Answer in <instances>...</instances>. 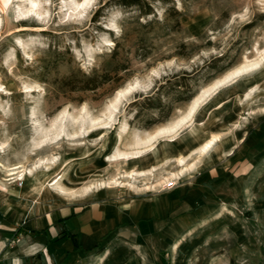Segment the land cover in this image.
<instances>
[{
  "label": "rangeland",
  "instance_id": "rangeland-1",
  "mask_svg": "<svg viewBox=\"0 0 264 264\" xmlns=\"http://www.w3.org/2000/svg\"><path fill=\"white\" fill-rule=\"evenodd\" d=\"M142 1L36 0L31 9L0 0V163L34 169L22 181L0 169V190L45 212L197 177L192 218L166 242L149 240L132 264H264V0ZM94 71L110 80L95 91L67 86L72 73L82 81ZM160 86L163 120L142 103ZM199 94L192 121L153 135L179 123ZM252 154L255 167L236 174ZM211 166L224 175L204 180Z\"/></svg>",
  "mask_w": 264,
  "mask_h": 264
},
{
  "label": "crops",
  "instance_id": "crops-1",
  "mask_svg": "<svg viewBox=\"0 0 264 264\" xmlns=\"http://www.w3.org/2000/svg\"><path fill=\"white\" fill-rule=\"evenodd\" d=\"M226 161H232L230 156ZM253 163L245 159L233 168L241 174L253 169ZM215 167L204 173V180L224 175ZM196 178L151 195H106L45 212L31 199L14 198L0 190V264H88L92 256L103 261L108 257L122 261L119 258L125 256L124 262L132 264L149 240L163 236L166 242L180 234L177 227L184 219L192 218L197 191L191 189ZM37 254L42 261L31 263Z\"/></svg>",
  "mask_w": 264,
  "mask_h": 264
},
{
  "label": "trees",
  "instance_id": "trees-1",
  "mask_svg": "<svg viewBox=\"0 0 264 264\" xmlns=\"http://www.w3.org/2000/svg\"><path fill=\"white\" fill-rule=\"evenodd\" d=\"M113 2H118V4H120L121 6L124 7H131V6H138L140 7L143 4L142 0H113ZM101 9L96 11V13H94V19H97L99 13H100ZM114 50L112 55L116 56L118 49H119V43H116L114 46ZM123 71H125L127 68L122 65L120 66ZM119 69L117 68V70L115 71L117 73ZM67 86L69 87V89L72 91H95L97 90L99 87H101L104 83L108 82L110 80L109 78V74L108 73H102V75L97 74V71L92 72L91 75L85 77L82 81H77L76 79V74L72 73L70 76H68L67 78H65ZM161 86L157 89H154L153 92L149 93L148 95H146L144 98V102H142L144 104L145 107L150 108V109H155L158 111L159 115H160V119H164V117H166L169 114V111L164 113V116H161L162 114V106L160 105V102H155L157 101V99H155V97L153 96L154 94H156L157 92H159ZM183 97L182 96H177L176 100L179 101L181 100ZM193 97H187V99H190ZM139 104H141V102H138V100L133 101L132 105L134 106H138ZM140 115V111L137 110L135 117H138ZM154 121L156 120H149V124H153Z\"/></svg>",
  "mask_w": 264,
  "mask_h": 264
},
{
  "label": "bare ground",
  "instance_id": "bare-ground-1",
  "mask_svg": "<svg viewBox=\"0 0 264 264\" xmlns=\"http://www.w3.org/2000/svg\"><path fill=\"white\" fill-rule=\"evenodd\" d=\"M20 2H28V0H19ZM36 0H29V4H30V6H31V9H33L34 7H36V2H35ZM30 9V10H31ZM5 15V14H4ZM1 20H0V28H1ZM253 66V65H252ZM238 74V73H237ZM233 75V74H232ZM229 77V76H228ZM231 78V77H230ZM229 78V79H230ZM234 78V77H233ZM228 79V80H229ZM227 80V79H226ZM225 81V80H224ZM212 87V86H211ZM210 89V88H209ZM214 89V88H213ZM204 91V90H203ZM208 92V91H207ZM204 93V92H203ZM205 94V93H204ZM204 96V95H203ZM200 99H203L202 98V96H201V94H199V95H197L195 98H194V100L192 101V103H191V107H190V109H189V111L186 113V115H184L183 117H181V119L179 120V123H177V124H175L174 126H172V127H164V128H160L159 130H157V133H155V134H153V135H159V134H165V132L166 133H170V134H172V133H174V132H176V130L179 128V126H181L183 123H185V122H187V121H192L193 120V117H194V113H195V110H196V107H197V103L199 102V100ZM203 101V100H202ZM198 110V109H197ZM61 126V125H60ZM173 135V134H172ZM171 135V136H172ZM154 137V136H153ZM214 139V138H213ZM45 141V140H44ZM44 141H42V143H41V145L44 143ZM149 141H152V140H149ZM211 143H212V140H210V142H206V144L201 148V151L202 152H206V151H208V148L211 146ZM213 144H215V141L213 142ZM200 148V147H199ZM127 155V154H126ZM126 155H125V157H126ZM51 161V160H50ZM181 161H183V159H181L180 160V162ZM41 167V166H40ZM17 168H19V166H15L14 168H12V169H7V167H5L4 165H2V163H0V169H3V170H5V171H8V172H10L9 174H8V176H13V178H9V179H7V180H13L14 181V179H15V181H22V180H24V178H25V176H29V175H31L32 173H33V170L34 169H32V168H29V170H24V169H22V170H18V171H14V169H17ZM35 168H37V167H35ZM38 169H40L39 167H38ZM45 169V168H44ZM47 170V169H46ZM4 180V179H3ZM51 181H52V179H51ZM52 185H55V189H57L58 190V192H59V194H61L62 196H67L68 195V191H67V189L63 186V185H59V183H58V179H56V180H54V183L52 184ZM45 186V185H44ZM90 190H91V188H85L84 189V192H86V194L88 193H90Z\"/></svg>",
  "mask_w": 264,
  "mask_h": 264
},
{
  "label": "built area",
  "instance_id": "built-area-1",
  "mask_svg": "<svg viewBox=\"0 0 264 264\" xmlns=\"http://www.w3.org/2000/svg\"><path fill=\"white\" fill-rule=\"evenodd\" d=\"M172 185L171 183H169V186Z\"/></svg>",
  "mask_w": 264,
  "mask_h": 264
}]
</instances>
